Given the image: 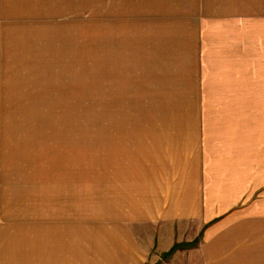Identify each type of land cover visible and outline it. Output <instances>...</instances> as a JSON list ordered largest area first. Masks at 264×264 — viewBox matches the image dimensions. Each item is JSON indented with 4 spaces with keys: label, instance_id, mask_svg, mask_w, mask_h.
Masks as SVG:
<instances>
[{
    "label": "rangeland",
    "instance_id": "obj_1",
    "mask_svg": "<svg viewBox=\"0 0 264 264\" xmlns=\"http://www.w3.org/2000/svg\"><path fill=\"white\" fill-rule=\"evenodd\" d=\"M62 263L264 264V0H0V264Z\"/></svg>",
    "mask_w": 264,
    "mask_h": 264
},
{
    "label": "crops",
    "instance_id": "obj_2",
    "mask_svg": "<svg viewBox=\"0 0 264 264\" xmlns=\"http://www.w3.org/2000/svg\"><path fill=\"white\" fill-rule=\"evenodd\" d=\"M157 134H159V135H162V133L160 132V131H158V130H156L155 131ZM162 141V139H160L159 137H158V139H153V143L155 142V143H160ZM182 157L179 155L178 156V159L180 160ZM151 159L152 160H156L157 159V157H154V156H152L151 157ZM184 169V168H183ZM242 171V170H241ZM244 172V171H243ZM183 174H184V172H183V170H182V173H181V175H180V179H182V177H183ZM180 182V181H179ZM137 184H138V182H136ZM141 183H143L142 185H146V184H154V185H156V184H158L157 182H156V180H150V179H146V177H144L143 175L141 176ZM181 183V182H180ZM219 183V182H218ZM218 183H215L214 182V184L213 185H211V187H212V191H214V193H217L218 195H217V197H216V199L217 198H220L222 195H223V193L225 192V191H231V190H233V184H231L230 182H225V186H224V188L222 189V186L221 187H219L218 186ZM139 184H140V182H139ZM210 187V188H211ZM186 188V187H185ZM179 189V188H178ZM148 190H150L151 191V208H155V210L157 209V208H159L160 206H161V204H162V199L161 198H159V197H157L154 193L156 192V190H157V187H155V188H150L149 186H147V189L146 188H144V187H142V193L143 194H146V193H148ZM159 191H160V188L158 187V193H159ZM176 191H177V189H176ZM190 190H189V186L187 187V190H186V195H185V197H186V199H189L190 198V196L189 195H191L190 193ZM133 195H131V196H129L128 195V197H126L125 199L127 200V206H128V208H133L134 209V211H133V213H134V215H136V216H138V217H141V215L142 216H147L148 215V211H149V209H148V204H147V202H145V203H143V205H142V203L140 204V205H138V201H140L141 200V196L139 195L138 197H132ZM212 197H213V195H212ZM148 199V198H147ZM168 200V199H167ZM141 202V201H140ZM184 202H187L186 200L184 201ZM108 203L109 204H111V199L110 200H108ZM169 208H171V209H174V210H176L177 212H179V206H178V203H176L175 202V199H173V201H171V203H170V206L168 207V209ZM138 209L140 210V213L138 212ZM150 214H151V212H149ZM153 215H155V216H157L154 212H153ZM158 217V216H157ZM172 246V245H171ZM170 246V247H171ZM169 247V248H170ZM237 250V249H236ZM237 253H238V251H237ZM56 256V255H55ZM61 261L62 260H64L65 259V256L64 255H61ZM233 262V257H232V259H231V261H230V263H232ZM208 263H214L213 261H209ZM63 264V263H62Z\"/></svg>",
    "mask_w": 264,
    "mask_h": 264
},
{
    "label": "trees",
    "instance_id": "obj_3",
    "mask_svg": "<svg viewBox=\"0 0 264 264\" xmlns=\"http://www.w3.org/2000/svg\"><path fill=\"white\" fill-rule=\"evenodd\" d=\"M174 248H175V244H173V245L169 248V250L166 251V252L164 253V255H165V256H168V255L174 250Z\"/></svg>",
    "mask_w": 264,
    "mask_h": 264
}]
</instances>
